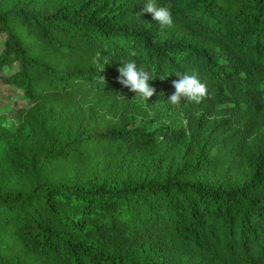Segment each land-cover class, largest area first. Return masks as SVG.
Here are the masks:
<instances>
[{"label":"trees","instance_id":"1","mask_svg":"<svg viewBox=\"0 0 264 264\" xmlns=\"http://www.w3.org/2000/svg\"><path fill=\"white\" fill-rule=\"evenodd\" d=\"M146 3L0 0V81L26 103L0 120V264H264V0H156L171 27ZM183 73L201 103L169 102Z\"/></svg>","mask_w":264,"mask_h":264},{"label":"clouds","instance_id":"2","mask_svg":"<svg viewBox=\"0 0 264 264\" xmlns=\"http://www.w3.org/2000/svg\"><path fill=\"white\" fill-rule=\"evenodd\" d=\"M171 3L158 5L156 0H147L143 8V12L150 13L162 27H171L173 25ZM131 56H136L135 51L130 52ZM183 58V54L177 56L179 63ZM121 67L118 68V82L127 87L130 91L135 92L143 99L147 100L156 94V89L149 83L154 80L153 74L143 67H137L134 60L120 62ZM103 71V69H100ZM178 80L172 82L174 92L168 97V100L173 105H179L182 100L188 103H201L207 96V86L202 83L196 74H177ZM103 79V77H102Z\"/></svg>","mask_w":264,"mask_h":264},{"label":"rangeland","instance_id":"3","mask_svg":"<svg viewBox=\"0 0 264 264\" xmlns=\"http://www.w3.org/2000/svg\"><path fill=\"white\" fill-rule=\"evenodd\" d=\"M23 105H26V103L22 98L19 97L18 92L8 86L3 85V83L0 81V120L4 118L6 119V123L13 122L16 118L18 108ZM216 120H212L210 122L209 128L207 129H203L201 131H188L187 137L183 141L176 144V150L170 154L166 163V167L172 166V168H176L185 159L189 158L191 153L193 154V157H196L202 150V147L206 148L207 146H204V143L207 141L209 136H214L212 129L216 128ZM3 150L4 147L0 143V155L2 154ZM138 158L139 156L135 158V163H138Z\"/></svg>","mask_w":264,"mask_h":264}]
</instances>
